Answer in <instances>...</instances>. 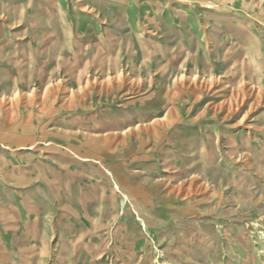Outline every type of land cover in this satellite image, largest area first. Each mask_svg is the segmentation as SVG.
<instances>
[{"label":"rangeland","instance_id":"1","mask_svg":"<svg viewBox=\"0 0 264 264\" xmlns=\"http://www.w3.org/2000/svg\"><path fill=\"white\" fill-rule=\"evenodd\" d=\"M0 233L37 238L0 264H264V0H0Z\"/></svg>","mask_w":264,"mask_h":264},{"label":"crops","instance_id":"2","mask_svg":"<svg viewBox=\"0 0 264 264\" xmlns=\"http://www.w3.org/2000/svg\"><path fill=\"white\" fill-rule=\"evenodd\" d=\"M21 212H23V211H21ZM20 212V213H21ZM70 228H68L67 229V236H66V238H63V239H61V240H63V242H65V243H69V242H71V243H73V241H71V240H75L74 238H72L70 235L72 234V231L71 230H69ZM15 235H12L11 233H7V235L5 236V237H3L2 235H1V233H0V242H1V244L3 245V246H5L6 245V247H8L9 249H10V247L11 248H15V242L17 241L18 243H20V244H28V243H30V244H32V243H34L35 241H32V240H37V238H33L32 240L31 239H29V238H27V237H25V236H21V235H18L17 233H14ZM70 236V237H69ZM38 240H44V239H38ZM80 242V240H76L74 243V246H73V251H75L76 252V254H78V248H77V244ZM14 245V246H13ZM19 248V247H18ZM9 251H7V253H6V258H8V260L11 258V256H13L14 257V253L12 254V253H8ZM11 258L13 261H15V259L14 258ZM98 258V257H97ZM14 264H15V262H13Z\"/></svg>","mask_w":264,"mask_h":264}]
</instances>
